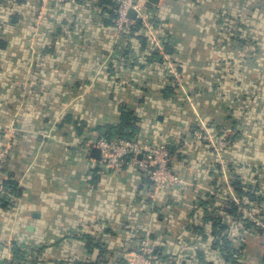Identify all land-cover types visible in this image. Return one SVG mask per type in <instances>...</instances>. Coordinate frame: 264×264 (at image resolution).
<instances>
[{"label":"crops","instance_id":"1","mask_svg":"<svg viewBox=\"0 0 264 264\" xmlns=\"http://www.w3.org/2000/svg\"><path fill=\"white\" fill-rule=\"evenodd\" d=\"M198 1L205 20L226 13L233 27L213 22L209 41L179 2L153 3L170 54L156 26H143L148 42L125 40L111 0H67L45 18L39 0H0V164L21 186L0 202V264L17 247L35 264H123L147 239L162 264H264V229L235 211L264 220V12ZM123 110L141 118L140 139L179 147L181 183L158 190L134 166L102 163L96 141Z\"/></svg>","mask_w":264,"mask_h":264},{"label":"built area","instance_id":"2","mask_svg":"<svg viewBox=\"0 0 264 264\" xmlns=\"http://www.w3.org/2000/svg\"><path fill=\"white\" fill-rule=\"evenodd\" d=\"M67 0H39L40 17L45 18V10L48 6H60ZM118 4L117 17L115 26L121 33L126 31L135 21H140L144 28L152 33L153 15L148 9V5H153L150 0H115ZM168 4V0H159L157 6ZM134 9L136 18L130 16V10ZM170 71L181 83L179 72L170 67ZM230 141L226 138L220 140L218 147H215L217 154L220 156L224 148L229 145ZM96 145L101 152V161L109 169L122 170L126 166H134L147 174L152 183L158 190L165 189L173 183H181V179L173 172V157L171 150L167 144L154 143L148 139H129V138H107L100 137L96 141ZM6 150H0V160L3 161ZM0 193L11 196L6 187L0 182ZM244 213L252 217L257 227L264 229V220L255 215V211L247 208L243 209ZM154 247L147 240H144L140 247L130 254L124 264H162L161 261L154 258Z\"/></svg>","mask_w":264,"mask_h":264},{"label":"trees","instance_id":"3","mask_svg":"<svg viewBox=\"0 0 264 264\" xmlns=\"http://www.w3.org/2000/svg\"><path fill=\"white\" fill-rule=\"evenodd\" d=\"M111 1L113 3L114 10L116 11V12H111L113 15L112 16L110 15L112 17V19L114 20V18L117 17L118 4L116 3L115 0H111ZM168 1L174 2V3H178V2L180 3V6H178V12L180 10H184L189 22L191 24H193V26H195V28H201L203 30L202 33H203V35L206 36L205 37L206 40H209V41L211 40L210 36H211V29L213 27V22L215 24L219 23L222 26H224V30L227 28H232L234 25L233 23H231V20H230L231 18L229 19L230 16L227 17L226 13H223V12H222L223 13L222 15L220 13L221 16H220L219 20L216 19L213 21L210 17H207L205 20V18L203 17L204 13L200 12V9H199L200 2L198 0H168ZM258 2L259 1H253L252 0V3H251L252 11L251 12H264V9H262V8H264V4L260 5V4H258ZM148 9H150V5H148ZM225 12H227V10ZM234 12H241V9H239V11H234ZM232 19H234V18H232ZM152 21H153L154 26H156V28L160 32L159 33V37H160L159 39L162 41L163 38L165 37V38H168V40H169V42H166L164 44V46L166 45L167 53H170V54L176 53L177 52V46H176L177 42L175 40H173L172 34L170 33V29L167 27V24L165 23L161 13L157 14V16H154ZM142 30H144L142 23L140 21H135L126 31L123 32L122 36H124L125 40H131L132 38L139 37V38H144L143 40L145 42L146 41L148 42L149 41L148 37H146V36L141 37V35H143L141 33ZM2 42H3L2 39H0V47L2 45ZM157 52H158L157 49H151L150 52L148 53L149 58L150 59L151 58L153 59V57L158 58V57H156V56H158ZM159 61H160V62H158L159 64L165 63L163 61V59L159 60ZM174 64L176 65V66L174 65L176 68L177 67L180 69L182 68V66L178 65V63L177 64L174 63ZM128 65H132V62H129ZM173 88L175 89V91L173 90ZM176 88H177L176 86L172 87L169 93L172 95H176V93H177ZM140 122H141V118L136 116L132 110H123L121 113L119 123L116 125H108L107 131L105 132V134H102V136L110 138V139H112V138L140 139L139 138L140 137L139 135L141 132ZM167 145L169 146V148L171 150L172 157L174 159V155H175L177 149H179V147H177V145H175V143H168ZM1 164H0V172H2V173H0V182L6 187V189L9 192L16 193L17 195H20V193H21L20 184L18 183V181L16 179L12 178V176L3 177L2 174L7 171V167H6L7 164L6 163H4L3 165H1ZM145 175L147 176L146 177L147 179H150L147 174H145ZM251 199H252V201L253 200L258 201L259 197H258V195H257V197H254L253 194H250V200ZM7 200H8L7 195L0 193V202H5ZM244 204H248V203H244ZM240 206H241L240 204L235 203V211L237 212V216L242 217L244 219V221L247 222L248 226H251V227H253L254 225L256 226V224L253 222L252 219H249L246 217V214L244 213V211H240ZM238 211H240V214L238 213ZM127 259H128V257L121 259L122 263L124 264ZM110 260H111V258L106 260L105 264H109ZM12 261L13 262L10 264H35L31 255L28 257H25V259H24L23 255L20 254V250L18 249V247L15 249V256H14ZM121 261L119 260V262H121ZM52 264H67V261H54Z\"/></svg>","mask_w":264,"mask_h":264},{"label":"water","instance_id":"4","mask_svg":"<svg viewBox=\"0 0 264 264\" xmlns=\"http://www.w3.org/2000/svg\"><path fill=\"white\" fill-rule=\"evenodd\" d=\"M150 2L154 3V4H157L159 2V0H150ZM130 16L135 19L136 18V12L134 9H131L130 10ZM99 150V149H98ZM100 151V150H99Z\"/></svg>","mask_w":264,"mask_h":264}]
</instances>
